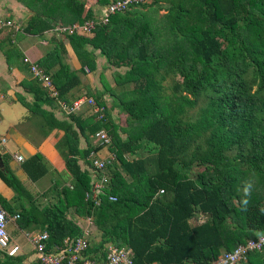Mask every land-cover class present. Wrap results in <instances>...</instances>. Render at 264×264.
Listing matches in <instances>:
<instances>
[{"label":"trees","instance_id":"1","mask_svg":"<svg viewBox=\"0 0 264 264\" xmlns=\"http://www.w3.org/2000/svg\"><path fill=\"white\" fill-rule=\"evenodd\" d=\"M16 1L33 12L22 29L26 35L93 19L84 0ZM110 1L95 0L100 6ZM145 8L139 3L111 15L90 38L63 34L79 63L76 71L64 62L61 40L51 36L53 49L36 65L49 75L57 97L29 77L18 85L32 101L17 99L47 130L62 131L54 147L69 182L52 206L39 209L3 157L0 180L14 192L16 205L0 197V206L18 214L20 229L45 231L49 252L82 236L66 217L72 209L95 227L98 239L83 252L95 262L109 243L130 249L131 264H208L264 233V0H169L159 18L158 8ZM95 51L108 66L125 68L113 74L116 88L100 80L110 108L124 114V126L110 120L96 92L88 97L103 108L100 118L75 113L59 121L51 112L59 100L72 101L69 92L80 84L79 75L95 68ZM11 57L21 59L13 49L5 55L8 64ZM175 76L179 81L166 93L164 82ZM201 96L205 104L190 121L187 110ZM100 129L110 138L113 157L104 171L88 160L101 148L89 143ZM21 168L31 182L47 173L37 153ZM102 175L106 182L94 205L91 184ZM201 214L210 217L191 222ZM244 260L264 263V251L248 252ZM0 264H23L22 257L0 250Z\"/></svg>","mask_w":264,"mask_h":264},{"label":"crops","instance_id":"2","mask_svg":"<svg viewBox=\"0 0 264 264\" xmlns=\"http://www.w3.org/2000/svg\"><path fill=\"white\" fill-rule=\"evenodd\" d=\"M14 1L17 2L16 0ZM168 1L169 0H143L142 4H145L147 8H149V6L158 8L159 10L157 11L156 17L159 18L165 13ZM104 6L96 4L95 0H91L90 3H87V7L90 8L92 13V18H96L98 14L101 13ZM147 8H145V10ZM32 13L33 12L30 10H15V8L14 10H0V18L2 15L4 16V18L0 19V109L3 110V116L0 115V167L2 166V158L6 157V163L10 171L18 179L25 190L29 192L32 198L31 202L34 206L40 209L42 207L52 206L56 202L58 192L62 184L68 185L69 175L65 170L62 158L60 159L61 156L58 154L59 152L54 147V144L61 138L63 134L62 131L57 129L49 131L41 118L30 114L23 107L22 112L15 108V105L19 103L17 97L23 98L26 102L32 101L31 96L25 93L18 85L23 79L32 77L29 72L28 65L23 62V59L27 58L30 62L36 64L39 59L53 49L54 43L51 41V36L53 35V38L61 40L64 46V62L69 66V68L76 71L80 66L67 41L62 39L63 36L56 35V33H58L57 28L60 25H56L51 30L45 32L42 36L26 35L22 33V29ZM7 21L11 24L5 25V22ZM11 49H13L16 53H19L21 55V59L11 57L8 64L5 60V55ZM97 53V51L94 52V70L88 71L84 68L86 73L84 71L85 74L79 75L80 84L69 92L73 99L77 98V96H89V93L96 92L98 94H102L101 99L103 101H109L110 98L97 86L93 75L99 73L104 77L108 86L113 87V84L109 82V77H111V72L115 70L119 71L120 68H107L108 65L104 58L100 57ZM102 63L105 65V69H102ZM42 108L46 111H51L48 106L43 105ZM51 112L56 120H66L65 113H63L60 109L54 108ZM77 114H80V112H77ZM12 115L14 116L13 119L11 118ZM80 115H82L83 118L89 116L83 114ZM91 139V141L89 140L91 146H100L92 137ZM78 147L80 149L85 148V141L82 138L79 140ZM36 153L41 156V164L46 169L47 173L37 181L31 182L22 170L21 164ZM110 154L111 153L107 147L101 146V148L95 153L91 152L89 154L88 160L91 162V159H107ZM17 156L21 157V161L16 160ZM56 160L60 161L61 164L58 165ZM78 165L81 169L88 168L80 160H78ZM65 173L67 174V180H64ZM54 182H57L58 184L53 186L52 184ZM0 197L8 204L16 205V202L14 201V192L1 180ZM0 208L3 210L1 206ZM6 214L9 217L7 231L12 241L20 247L19 256L22 257V263L33 264L36 261L34 250L32 247L30 249L27 248L29 243L27 242V244L25 240L23 243H19V241L22 240V237L28 238L31 235L40 233L41 231L38 229H20L17 220L18 218L15 220L11 219L12 216L18 214ZM66 217L71 219L81 229L82 235L87 242L89 240L94 242L97 241L98 238H95V227L89 218H81L73 214L72 209L67 210ZM196 221L198 222V219H193L191 222ZM107 245H109V243L104 245V249ZM240 264L264 263H250L243 260Z\"/></svg>","mask_w":264,"mask_h":264},{"label":"built area","instance_id":"3","mask_svg":"<svg viewBox=\"0 0 264 264\" xmlns=\"http://www.w3.org/2000/svg\"><path fill=\"white\" fill-rule=\"evenodd\" d=\"M143 0H111L101 10L97 19L86 20L82 24L73 23L67 26H59L57 31L66 35H78L83 37H91L92 29L97 24H106L111 15L121 13L128 10L131 5L142 3ZM10 22H5V25H10ZM23 62L28 65L31 76L36 79L40 86L46 90L50 98L57 97V90L53 86L49 75L41 71L38 66L30 62L27 58ZM59 109L65 114H75L83 107L89 108L92 114H96L97 118L102 117L103 108L95 105L91 97L80 96L74 100L67 102L63 100L58 101ZM92 138L100 146L108 147L110 145V138L108 134L100 129L97 130ZM113 157L105 159H91V166L95 170L104 171L105 165ZM17 161H21V157H16ZM106 182V177L102 175L100 178L94 179L91 184L92 198L94 205H98L99 200L97 195L102 193L103 184ZM162 192V191H160ZM109 201H114L115 198L108 196ZM18 218V215L11 217L12 220ZM8 215L0 208V250L8 257H13L18 254L20 247L14 243L7 233ZM27 238V237H26ZM48 239L46 232L36 233L27 238L28 242L34 250L36 260L40 264H131V251L125 247H116L112 244L105 246L104 258L100 262H95L87 258L83 252L86 250L88 243L83 237L76 239L66 238L63 242L62 248H55V253L49 252L45 249V242ZM263 252L264 251V233L258 235L255 239H249L243 244L237 245L230 252H223L208 264H240L248 252Z\"/></svg>","mask_w":264,"mask_h":264},{"label":"rangeland","instance_id":"4","mask_svg":"<svg viewBox=\"0 0 264 264\" xmlns=\"http://www.w3.org/2000/svg\"><path fill=\"white\" fill-rule=\"evenodd\" d=\"M85 1V4H87V3H90L91 2V0H84ZM14 8H15V10H28L25 6H23V4H21V2H15L14 0H0V10H14ZM99 17V14H98V16L96 17V18H94V19H97ZM2 18H4V16L2 15L1 16V18L0 19H2ZM58 32V31H57ZM54 33H56V32H54ZM59 33V34H58ZM58 33H56V35H58V36H62L63 34L62 33H60V32H58ZM87 38H90V37H87ZM102 69H105L104 68V66L105 65H103V63H102ZM107 68H109V69H113V68H111V67H107ZM124 68H120L119 69V71H117V70H115V71H113V72H111V77H109V82L110 83H112L113 84V87H110V88H116L115 87V83H114V79H113V74H114V72H118V73H123L124 72ZM85 71V73H86V70H84ZM93 77H95V81H96V83H97V86L100 88V89H102V85H101V82H100V80H103L104 82H106L105 81V79H104V77L102 76V75H100L99 73L98 74H95V75H93ZM102 77V78H101ZM179 81V77L178 76H175L174 77V79L172 80L171 78H167L166 79V81L164 82V85H165V87H166V93H170V86L172 85V83H173V81ZM108 85V84H107ZM87 96V95H86ZM88 97V96H87ZM205 98H203L202 96L201 97H199L198 99H197V102H196V104H195V106L193 107V108H191V109H188L187 110V117L189 118V120L190 121H193V120H195L196 119V117L199 115V112H200V110H201V108L204 106V104H205ZM104 103V105L106 106V109H107V111H108V113H109V118H110V120L112 121V122H114V123H116L117 125H121V126H124L125 125V116H124V114H122L117 108H110L111 107V102H110V99H109V101H107V100H104L103 101ZM23 106L20 104V103H18L17 105H15V108L16 109H18V110H20V112H22V110H23V108H22ZM90 109L89 108H83V109H81L80 111H78V113L80 112V114H83V115H89L90 114ZM0 115L1 116H3V110L2 109H0ZM12 119L14 118V116L12 115V117H11ZM15 121V120H14ZM13 121V122H14ZM89 140L91 141L92 139H91V137L89 138ZM58 153V152H57ZM59 154V153H58ZM60 155V154H59ZM60 159H61V157H60ZM56 162H57V164L59 165V164H61V162L60 161H57L56 160ZM63 166V165H62ZM63 168V167H62ZM63 176V175H62ZM64 180H67V174L65 173V178H64ZM70 215V214H69ZM204 220V218L202 217V218H199L198 219V222H200V221H203ZM197 222V221H196ZM197 222V223H198ZM193 224V223H192ZM8 225V224H7ZM7 229V228H6ZM7 233H8V231H7ZM25 240V242L27 243L28 242V240H27V238L25 237H22V240H20L19 241V243H23V241ZM29 243V242H28ZM27 243V244H28ZM32 246L30 245V243L27 245V248L28 249H30ZM18 254H19V252H18Z\"/></svg>","mask_w":264,"mask_h":264},{"label":"water","instance_id":"5","mask_svg":"<svg viewBox=\"0 0 264 264\" xmlns=\"http://www.w3.org/2000/svg\"><path fill=\"white\" fill-rule=\"evenodd\" d=\"M201 216L205 219V218H209L210 215L209 214H201Z\"/></svg>","mask_w":264,"mask_h":264}]
</instances>
